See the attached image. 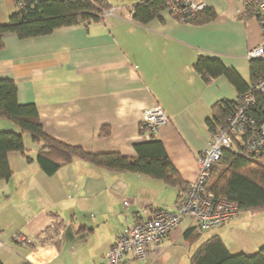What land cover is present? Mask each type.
<instances>
[{"label": "crops", "instance_id": "1", "mask_svg": "<svg viewBox=\"0 0 264 264\" xmlns=\"http://www.w3.org/2000/svg\"><path fill=\"white\" fill-rule=\"evenodd\" d=\"M137 1L109 2L112 7L102 20L55 28L46 35L20 39L3 33L0 78L15 82L19 103L35 105L49 136L87 152L124 156H135L137 143L159 139L188 183L196 177L197 157L211 136L206 118L212 105L238 95L223 75L205 83L195 63L200 56L218 59L248 84L247 53L263 36L237 0H201L214 12L205 22V12L185 22L164 8L146 23L131 18ZM16 10L15 0H0V23ZM154 107L167 115V123L148 131L141 126L142 114ZM14 126L0 121V131L18 132ZM103 126L109 133L99 136ZM22 136L25 154L8 152L11 174L0 179L3 264H103L126 224L149 217L152 206L175 209L179 187L144 174L109 171L74 158L48 175L36 160L39 144ZM124 197L136 203L124 208ZM220 226L201 230L182 217L150 246L145 259L126 255L120 264H131L130 258L144 264H192L197 247L213 235L231 253L252 254L264 244L239 212ZM189 227L195 230L186 237Z\"/></svg>", "mask_w": 264, "mask_h": 264}, {"label": "trees", "instance_id": "2", "mask_svg": "<svg viewBox=\"0 0 264 264\" xmlns=\"http://www.w3.org/2000/svg\"><path fill=\"white\" fill-rule=\"evenodd\" d=\"M17 10L7 22L0 23V49L4 44L2 34L9 32L20 39L31 38L51 33L55 28L76 24L87 25L103 19V12L112 7L108 0H15ZM18 2L22 6H18ZM165 8V0H139L130 9L131 18L139 23H146L158 18ZM205 12L201 20L208 21L214 12L205 8L190 21ZM250 17V15L245 14ZM199 19V21H201ZM201 79L208 83L212 78L223 75L237 91L235 100H221L211 107V115L206 118L211 134L216 130L226 129L228 116L238 104V97L248 89L233 68L224 66L218 59L200 56L194 65ZM251 81L264 73V60H249ZM254 117L255 128L264 123V96L255 95L254 104L249 107ZM0 118L19 128L15 131H0V179H7L11 170L7 162L10 151L25 154L22 133H29L31 139L39 144L36 160L43 171L51 175L61 166L78 158L95 167L114 172H134L162 180L169 186H178L179 191L186 183L172 165L161 141L134 145L136 155L124 156L118 152L92 153L80 146L67 145L49 136L43 130L33 103L21 104L17 101V87L12 79L0 78ZM254 128L247 131L248 135ZM109 133V127L103 126L99 136ZM245 136L233 137L234 145L225 148L220 158L211 166L206 187L216 197L235 202L238 212L264 210V151L256 155H245L239 151L241 140ZM29 158V157H28ZM30 159V158H29ZM194 227L185 230L188 237ZM192 264H264V244L254 253H231L222 239L213 235L202 242L191 256ZM0 264H3L0 261Z\"/></svg>", "mask_w": 264, "mask_h": 264}, {"label": "built area", "instance_id": "3", "mask_svg": "<svg viewBox=\"0 0 264 264\" xmlns=\"http://www.w3.org/2000/svg\"><path fill=\"white\" fill-rule=\"evenodd\" d=\"M239 10L254 18L260 27L263 41L250 49L247 57L264 60V0H237ZM18 6H22L18 2ZM206 4L201 0H165V9L181 21L188 22ZM111 12V11H109ZM264 96V73L255 81L248 83L247 91L238 97V104L228 116L226 129L213 132L204 150L197 157L196 177L186 183L179 191L174 210L151 209L150 216L142 221L126 224L117 234L113 244L105 255L103 264H120L126 255L136 259H145L150 246L156 245L162 237L172 231L182 217H188L201 230H210L227 222L238 212V205L230 200L216 197L206 187L211 166L220 158L225 148L234 145L233 137H243L239 151L245 155H256L264 151V123L255 128L254 117L249 107L254 104L255 95ZM167 123V115L159 107L147 109L142 114L141 126L148 131ZM254 128L248 135L247 131ZM136 203L135 198L124 197V208ZM16 239L21 236H15ZM1 244V242H0ZM21 264H32L24 261Z\"/></svg>", "mask_w": 264, "mask_h": 264}, {"label": "rangeland", "instance_id": "4", "mask_svg": "<svg viewBox=\"0 0 264 264\" xmlns=\"http://www.w3.org/2000/svg\"><path fill=\"white\" fill-rule=\"evenodd\" d=\"M108 1L111 3H119L122 0H108ZM0 121H6V120L3 118H0ZM15 129L18 130L17 127H15ZM24 136L29 137L30 134L25 132ZM153 208L155 207L152 206V209ZM239 217L243 221L244 225L250 228V231L252 232L253 236L255 235L260 236V239L264 238V210H260V211L258 210L254 212L248 211V210L240 211ZM221 227L222 226L217 227V228H221ZM206 233L207 231L203 232V234H206ZM130 262L131 264H144L143 261L133 260V258H130Z\"/></svg>", "mask_w": 264, "mask_h": 264}]
</instances>
